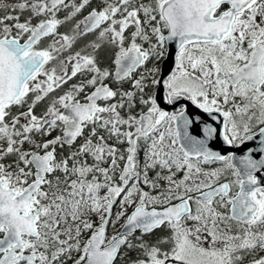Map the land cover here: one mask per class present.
Wrapping results in <instances>:
<instances>
[{
    "label": "snow or ice",
    "instance_id": "6c2138e0",
    "mask_svg": "<svg viewBox=\"0 0 264 264\" xmlns=\"http://www.w3.org/2000/svg\"><path fill=\"white\" fill-rule=\"evenodd\" d=\"M0 264H264V0H0Z\"/></svg>",
    "mask_w": 264,
    "mask_h": 264
}]
</instances>
